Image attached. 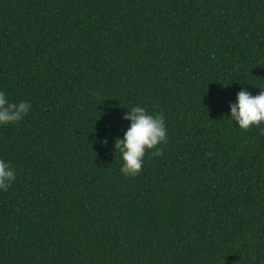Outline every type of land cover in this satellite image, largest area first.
<instances>
[{
	"label": "trees",
	"instance_id": "1",
	"mask_svg": "<svg viewBox=\"0 0 264 264\" xmlns=\"http://www.w3.org/2000/svg\"><path fill=\"white\" fill-rule=\"evenodd\" d=\"M258 87L264 0H0V90L31 104L0 125V264H264V134L226 117ZM134 104L168 136L125 176Z\"/></svg>",
	"mask_w": 264,
	"mask_h": 264
},
{
	"label": "clouds",
	"instance_id": "2",
	"mask_svg": "<svg viewBox=\"0 0 264 264\" xmlns=\"http://www.w3.org/2000/svg\"><path fill=\"white\" fill-rule=\"evenodd\" d=\"M256 94L241 88L235 99L228 102L230 122L242 130L256 127L264 134V87H258ZM31 104L27 100L11 101L8 94L0 90V125L14 124L21 121L30 111ZM127 121L122 137L114 139V151L119 152L120 172L125 176H135L142 168L146 151L151 156L162 155V147L166 144L168 129L163 113H150L140 104L129 105L121 116ZM234 124V123H233ZM106 144L107 140L100 141ZM17 176L15 167L5 159H0V191H7Z\"/></svg>",
	"mask_w": 264,
	"mask_h": 264
}]
</instances>
